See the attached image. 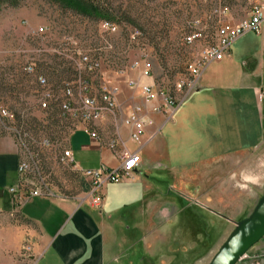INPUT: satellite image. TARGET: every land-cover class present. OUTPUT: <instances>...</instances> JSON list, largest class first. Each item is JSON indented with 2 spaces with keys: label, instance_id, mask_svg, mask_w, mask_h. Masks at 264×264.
I'll list each match as a JSON object with an SVG mask.
<instances>
[{
  "label": "crops",
  "instance_id": "1",
  "mask_svg": "<svg viewBox=\"0 0 264 264\" xmlns=\"http://www.w3.org/2000/svg\"><path fill=\"white\" fill-rule=\"evenodd\" d=\"M142 83L153 85L150 78ZM124 101L120 95V105H130ZM137 103L145 112L143 143H130L124 126L120 136L139 153L140 166L130 178L103 186L100 208L85 201L89 184L78 175L76 193L54 188L50 196L18 206L10 189L22 183V156L16 148L0 152V211H19L37 227L33 264H134L139 253L147 264H191L188 254L197 244L181 233L188 227L179 219L201 203L249 207L251 214L253 191L262 192L257 203L264 195V24L259 35L245 34L222 60L206 66L198 88L170 116L155 112L157 103ZM93 129L99 140L81 129L69 135L65 150L74 165L81 171L117 168L120 161L109 148L112 122ZM29 206L35 211L24 214ZM232 211L247 217L248 209ZM216 253L212 249L192 264H209Z\"/></svg>",
  "mask_w": 264,
  "mask_h": 264
},
{
  "label": "rangeland",
  "instance_id": "2",
  "mask_svg": "<svg viewBox=\"0 0 264 264\" xmlns=\"http://www.w3.org/2000/svg\"><path fill=\"white\" fill-rule=\"evenodd\" d=\"M109 2L112 17L108 22L116 26L114 34L102 30L105 20L85 18L63 10L50 0H0V152L16 148L24 157H33L40 175H27L23 182L41 196H50L54 188L76 193L78 185L81 186L79 178H75L81 176L59 163L72 126L71 121L62 117L60 105L65 100V84L79 78L70 57L82 53L99 60V72L81 77L91 82L95 96H100L106 88H119L128 105L132 102L127 78L135 77L128 70L135 61L146 60L152 84L160 92L177 98L180 95L177 85L189 77V63L217 43L213 28L214 0ZM235 18L240 20L245 16ZM39 28H46L47 33L37 35ZM192 32L201 34V39L187 46L184 39ZM55 48H61L64 55L54 54ZM31 61H35L37 73L46 76L49 82L51 99L46 109L41 107L43 89L34 76L24 71ZM121 70H127V76H122ZM261 193L253 191L255 206ZM197 206L191 208L196 217L189 212L179 219L184 228L188 227L181 233L197 244L196 251L188 254L191 264L212 249L216 253L235 224L247 218L251 211L244 206L229 209L203 203ZM232 209L237 212L248 209L247 217L235 215ZM30 211L35 210L29 206L23 213ZM18 212L0 211V264H33L36 260L33 253L36 238L32 234L38 229ZM263 255L264 240L239 264H264ZM144 258L139 253L133 263L147 264L148 259L144 262ZM122 263L129 264L128 259ZM155 263L154 259L150 260V264Z\"/></svg>",
  "mask_w": 264,
  "mask_h": 264
},
{
  "label": "built area",
  "instance_id": "3",
  "mask_svg": "<svg viewBox=\"0 0 264 264\" xmlns=\"http://www.w3.org/2000/svg\"><path fill=\"white\" fill-rule=\"evenodd\" d=\"M215 23L213 28L216 30L217 43L207 48L197 59L189 63L188 79L177 85L179 97L173 98L157 90L155 85H145L143 79L151 78V70L146 60L135 61L134 65L129 66L131 73L138 74L136 78L128 77V87L133 90L131 104L123 107L119 103L121 91L117 87H110L103 90L100 96L92 93L91 82L83 80L82 74H96L101 69V63L96 58L77 53L70 57L74 64L79 78L74 83L65 84V100L60 105L62 117L72 122L70 134L81 129L92 139L99 140L98 133L93 129L94 126L110 120L114 127V133L109 143V148L115 152L120 161L117 168L102 166L98 171H81L76 168L72 153L65 150L59 163L80 174L89 184L85 201L93 208H100L102 205V188L105 184H118L126 178H130L141 163L139 153L129 151L120 136V128L126 127L129 131V142L134 145L143 143L145 132V112L143 106L137 103L141 98L146 104H156L154 111L165 116L171 115V110L179 106L184 99L198 88L199 80L203 70L212 62L220 61L229 52L231 45L240 37L247 33L259 35L264 24V0H214ZM245 16L237 20L235 16ZM102 30L109 34H114L117 28L111 25L101 24ZM46 28H39L36 34L44 36ZM201 39V34L192 32L185 37L184 42L187 46L193 45ZM54 54L64 55L61 48L52 50ZM42 53V51H39ZM26 74L34 76L37 84L43 89L41 107L48 108L51 92L46 76L37 73L35 61H31L24 68ZM122 76H127V70L119 72ZM136 92H139L136 95ZM6 115V113H4ZM22 156L19 164L18 173L22 177V183L16 188H11L10 193L15 197L18 205L26 201L41 196L38 190H34L23 182L27 175H40V169L33 159ZM51 195V192L50 194Z\"/></svg>",
  "mask_w": 264,
  "mask_h": 264
},
{
  "label": "water",
  "instance_id": "4",
  "mask_svg": "<svg viewBox=\"0 0 264 264\" xmlns=\"http://www.w3.org/2000/svg\"><path fill=\"white\" fill-rule=\"evenodd\" d=\"M264 239V195L252 213L235 224L209 264H239Z\"/></svg>",
  "mask_w": 264,
  "mask_h": 264
},
{
  "label": "trees",
  "instance_id": "5",
  "mask_svg": "<svg viewBox=\"0 0 264 264\" xmlns=\"http://www.w3.org/2000/svg\"><path fill=\"white\" fill-rule=\"evenodd\" d=\"M50 2L63 10L93 20L108 22L112 17L109 0H50Z\"/></svg>",
  "mask_w": 264,
  "mask_h": 264
},
{
  "label": "bare ground",
  "instance_id": "6",
  "mask_svg": "<svg viewBox=\"0 0 264 264\" xmlns=\"http://www.w3.org/2000/svg\"><path fill=\"white\" fill-rule=\"evenodd\" d=\"M213 14V13H212ZM214 15H215V11H214ZM215 17V16H214ZM103 24H106V25H111V28H116V26H114V25H112V24H110V23H108V22H103ZM134 65V64H133Z\"/></svg>",
  "mask_w": 264,
  "mask_h": 264
},
{
  "label": "flooded vegetation",
  "instance_id": "7",
  "mask_svg": "<svg viewBox=\"0 0 264 264\" xmlns=\"http://www.w3.org/2000/svg\"><path fill=\"white\" fill-rule=\"evenodd\" d=\"M264 240V239H263ZM263 258H264V255H263Z\"/></svg>",
  "mask_w": 264,
  "mask_h": 264
}]
</instances>
